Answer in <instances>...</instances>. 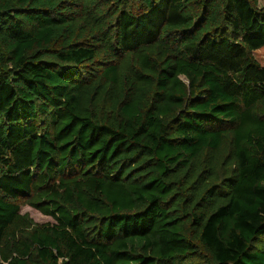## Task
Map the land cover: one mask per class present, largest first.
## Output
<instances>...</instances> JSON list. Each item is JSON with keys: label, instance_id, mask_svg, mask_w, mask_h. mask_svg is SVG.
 <instances>
[{"label": "trees", "instance_id": "1", "mask_svg": "<svg viewBox=\"0 0 264 264\" xmlns=\"http://www.w3.org/2000/svg\"><path fill=\"white\" fill-rule=\"evenodd\" d=\"M263 46L258 0H0V264H264Z\"/></svg>", "mask_w": 264, "mask_h": 264}, {"label": "rangeland", "instance_id": "2", "mask_svg": "<svg viewBox=\"0 0 264 264\" xmlns=\"http://www.w3.org/2000/svg\"><path fill=\"white\" fill-rule=\"evenodd\" d=\"M258 5L264 8V0H258ZM253 54L259 63L264 64V46L255 50ZM21 212H27L37 222L49 220L47 216L40 214L37 210L26 204L22 205Z\"/></svg>", "mask_w": 264, "mask_h": 264}]
</instances>
